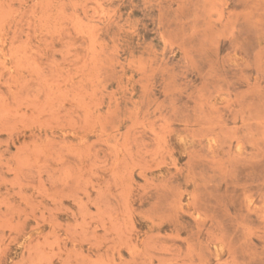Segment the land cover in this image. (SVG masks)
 I'll list each match as a JSON object with an SVG mask.
<instances>
[{
    "label": "rangeland",
    "instance_id": "374dc122",
    "mask_svg": "<svg viewBox=\"0 0 264 264\" xmlns=\"http://www.w3.org/2000/svg\"><path fill=\"white\" fill-rule=\"evenodd\" d=\"M0 264H264V0H0Z\"/></svg>",
    "mask_w": 264,
    "mask_h": 264
}]
</instances>
